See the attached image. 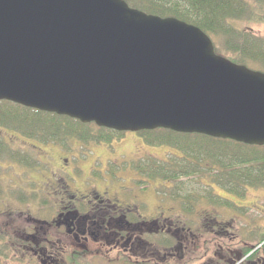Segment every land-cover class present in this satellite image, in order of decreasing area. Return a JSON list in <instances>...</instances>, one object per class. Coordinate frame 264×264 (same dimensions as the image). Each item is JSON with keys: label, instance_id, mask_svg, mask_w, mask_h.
I'll return each mask as SVG.
<instances>
[{"label": "water", "instance_id": "95a60500", "mask_svg": "<svg viewBox=\"0 0 264 264\" xmlns=\"http://www.w3.org/2000/svg\"><path fill=\"white\" fill-rule=\"evenodd\" d=\"M0 101L118 133L264 146V73L123 0H0Z\"/></svg>", "mask_w": 264, "mask_h": 264}, {"label": "flooded vegetation", "instance_id": "af4514ba", "mask_svg": "<svg viewBox=\"0 0 264 264\" xmlns=\"http://www.w3.org/2000/svg\"><path fill=\"white\" fill-rule=\"evenodd\" d=\"M10 104L0 101V264H264V203L251 195L264 192V184L200 181L221 193L214 195L222 206L199 209L183 202L182 215L171 226L168 203L140 186L155 182L149 178L152 162L137 163L140 151L126 145L122 151L128 153L111 151L112 158L104 143L72 138L76 144L66 152L59 141L29 139L13 127ZM60 151L74 158L69 171L59 164ZM127 154L133 160L125 170L133 176L124 173L120 180L125 184L110 185L113 181L103 176L86 183L92 173H107L110 163L120 166ZM140 169L147 180L139 177ZM73 174L81 179L72 183ZM164 184L168 189V181ZM254 198L256 205L249 206ZM252 210L261 212L248 218ZM205 235L212 238L205 242ZM90 247L103 258L75 259L78 249Z\"/></svg>", "mask_w": 264, "mask_h": 264}, {"label": "trees", "instance_id": "16d2710c", "mask_svg": "<svg viewBox=\"0 0 264 264\" xmlns=\"http://www.w3.org/2000/svg\"><path fill=\"white\" fill-rule=\"evenodd\" d=\"M130 8L147 15L160 18H175L193 25L207 34L214 44V50L234 64L244 65L249 69L264 73V40L256 36L253 26H264V0H123ZM245 24L244 29L237 28ZM222 50H219L217 44ZM13 127L27 133L29 139H40L45 142H63L73 138L81 143H104L111 145L116 141V135L124 133L98 128L94 124L84 125L77 120L60 117L55 114L27 109L10 104ZM149 146H163L183 153L187 163L184 169L171 171L167 163H151L154 166L150 179L163 182L176 180L183 176L201 175L212 180H235L254 185L264 184V146H246L228 140L213 139L196 134H178L172 131L157 129L136 133ZM239 151H251L246 161L261 164L260 169L231 170L218 158L237 156ZM204 155L225 172L222 175L214 173L213 169L200 170L199 159ZM181 157H176V159ZM202 158V157H201ZM156 165V166H155ZM262 168V169H261ZM141 174H145L140 169ZM185 199L184 203H191ZM66 259V257H65ZM70 257L66 260H69Z\"/></svg>", "mask_w": 264, "mask_h": 264}, {"label": "rangeland", "instance_id": "374dc122", "mask_svg": "<svg viewBox=\"0 0 264 264\" xmlns=\"http://www.w3.org/2000/svg\"><path fill=\"white\" fill-rule=\"evenodd\" d=\"M246 27L245 24H241L240 26L238 25L237 28L239 29H244ZM252 30L254 32V34L256 36H258L259 38L264 40V26H253ZM213 43V41H212ZM214 46V44H213ZM219 50H222L220 44H217ZM121 136V135H120ZM119 135L115 134L116 137V142L112 143V145H110L108 147V151H115V154H119V153H128L129 151H122L124 149V147H127L126 145L129 146L130 149H132L133 151H140V155L141 158L137 161V163L139 164H148L149 162H152L154 164L160 163H167L165 164V166L169 167V169L171 171H175L177 168H182L184 169L185 165H187V163L183 160V153H181L180 151H175L172 148H168V147H163V146H149L147 144H145L142 139L133 133H124V136H122V142L124 141V144L120 141H118ZM61 145V149L65 150L66 152L68 151V148H72L71 146H74V144H76V142L70 138L67 139L63 142H60ZM128 148V147H127ZM65 151H60V159H62L61 161H59V164L62 167L66 168V171L70 170V168L74 165L75 161L74 158L66 155ZM111 152V157L114 158L113 154ZM259 152H264V151H259ZM251 154V151H239V153L237 154V156H226V157H222V158H218V161H221L222 163H224L225 165H229V168L231 170H236V169H260L261 164L249 161L247 163H239V161H246L247 158H249ZM149 155H152L153 158H150ZM176 157H181V159H176ZM202 157V158H201ZM199 159V165H200V170H204L205 168H209V169H213L214 173L217 172L218 175H222L223 172H225L222 168L218 167L219 169H217L216 167L218 165H221L222 163L219 164H214L213 161L210 158H207L206 156L202 155ZM133 160V156H131L130 154L124 155L123 158L121 159L120 162V166H116L114 164L108 167L107 169V173H92L89 175V177L86 179V183L88 184H93L95 181H100L101 180V176L106 178V181H108L109 183L111 181H113L110 185H123L125 184L122 180H120L122 178V175H126L125 178H130V176L132 174H127L126 169V165L129 164L130 162H132ZM116 160H113V163H115ZM134 165V164H133ZM156 166V165H155ZM100 169V167H98V170ZM262 169V168H261ZM140 175V174H139ZM64 175H62L63 177ZM133 176V175H132ZM139 177H141V179L147 180L146 176L144 174L140 175ZM84 178V177H83ZM79 179H81V175H75L73 174V177L71 179V182H77ZM74 180V181H72ZM168 181V180H167ZM200 181H212L211 178H206L203 177L201 175H194V176H183L180 177L176 180H172V181H168V189H166L165 186V182L161 181V180H155V182L152 181L151 185H146L145 183H141V188L142 189H147V190H153V192L155 193V197L157 198L158 201H161L163 203V205H167L168 203V225L174 224L171 221L176 222L177 220H179V218L181 217V213L180 210H182V203L184 202L185 199H189L190 201H193V205L195 207H198L199 209H208L210 207V205H215L217 208L221 207L222 205L219 204L222 203V201H219V199L215 198V195L219 192L216 188H213L211 186H204L202 184H200ZM224 191L227 190L228 188H223ZM242 190V188H240ZM222 190V189H221ZM249 192V191H247ZM215 194V195H214ZM219 194H221L219 192ZM252 197L255 196H259L261 197L260 199V203H264V192H260V191H252L251 192ZM252 197L250 199H252ZM168 199V200H167ZM225 201L229 202V199H224ZM168 201V202H167ZM251 204H249V206H254L256 204H254L255 198L252 200H250ZM51 205H46V209L45 212L48 211V209L50 208ZM264 209V205L262 207ZM224 210H222V212L226 213L225 211H228L227 208H222ZM221 210V209H220ZM261 211H256V210H252V213H248L246 216L252 217L254 218L255 215L254 214H259ZM232 213H235L237 215H239L238 211H235L232 209ZM228 215V213H227ZM243 216H245V214H243ZM172 226V225H171ZM161 237V234L157 235V241H159ZM212 237H208L207 235H205L203 237V241L207 242L208 239H211ZM103 253L102 252H96L95 249H93V251L91 250V247L88 250H84V249H78L75 253H74V257L75 259H91L94 257V259H102L103 258ZM66 259H68L69 257H71V254L68 252L65 255ZM191 264H195L194 262H190ZM186 264V262L184 263Z\"/></svg>", "mask_w": 264, "mask_h": 264}]
</instances>
